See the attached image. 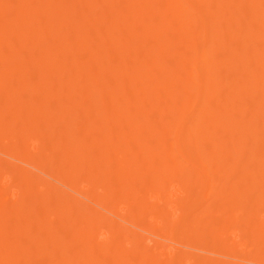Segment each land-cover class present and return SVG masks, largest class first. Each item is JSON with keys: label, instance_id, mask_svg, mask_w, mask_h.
Segmentation results:
<instances>
[{"label": "bare ground", "instance_id": "1", "mask_svg": "<svg viewBox=\"0 0 264 264\" xmlns=\"http://www.w3.org/2000/svg\"><path fill=\"white\" fill-rule=\"evenodd\" d=\"M0 264H264V0H0Z\"/></svg>", "mask_w": 264, "mask_h": 264}]
</instances>
